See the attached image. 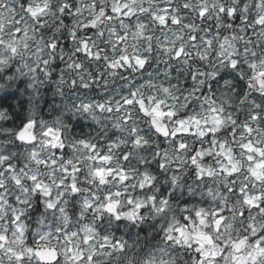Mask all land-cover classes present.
I'll return each instance as SVG.
<instances>
[{
    "label": "clouds",
    "instance_id": "obj_1",
    "mask_svg": "<svg viewBox=\"0 0 264 264\" xmlns=\"http://www.w3.org/2000/svg\"><path fill=\"white\" fill-rule=\"evenodd\" d=\"M0 264H264V0H0Z\"/></svg>",
    "mask_w": 264,
    "mask_h": 264
}]
</instances>
